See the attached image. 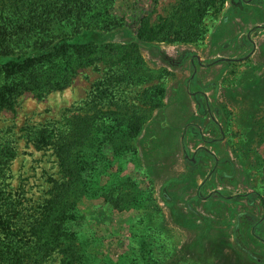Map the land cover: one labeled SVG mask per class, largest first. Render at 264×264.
Here are the masks:
<instances>
[{
    "label": "rangeland",
    "instance_id": "rangeland-1",
    "mask_svg": "<svg viewBox=\"0 0 264 264\" xmlns=\"http://www.w3.org/2000/svg\"><path fill=\"white\" fill-rule=\"evenodd\" d=\"M96 2L94 35L83 39L115 44L135 39L142 17L159 23L180 17L185 6ZM203 27L197 42L142 46L140 82L118 92L124 105L141 107L145 89H164L162 107L130 138L137 152L113 157L92 187L96 198L78 204L84 221L73 232L101 264H264V0H228L219 13L206 14ZM105 72L99 63L67 90L44 100L27 93L15 112H3L0 142L16 148L5 183L16 197L42 202L62 177L53 152L36 149L26 129L72 117ZM97 108L100 123L115 119L103 114L115 107Z\"/></svg>",
    "mask_w": 264,
    "mask_h": 264
},
{
    "label": "trees",
    "instance_id": "trees-1",
    "mask_svg": "<svg viewBox=\"0 0 264 264\" xmlns=\"http://www.w3.org/2000/svg\"><path fill=\"white\" fill-rule=\"evenodd\" d=\"M96 1L0 0V118L6 110L15 112L27 93L44 100L70 88L82 70L99 63L106 67L103 79L92 86L72 117L26 129L27 140L40 151H52L59 164L62 177L53 181L48 198L28 204L9 190L5 178L16 148L12 142H0V264L102 263L81 250L73 232L72 225L84 221L78 204L96 198L98 191L92 187L113 157L137 152L130 138L137 139L162 107L159 92L164 89L159 85L145 89L139 97L141 107L124 105L118 92L121 86L140 82L136 77L141 79L145 65L142 46L197 42L205 32L206 14L212 9L219 13L228 0H184V8L177 12L180 17L159 23L142 17L135 39L126 44L83 39L94 35L96 15L90 6ZM103 11L108 16L107 6ZM100 106L115 107L103 113L115 119L100 123L98 114L103 111L96 110ZM147 199L151 201V193ZM110 202L116 209L126 208ZM139 257L145 258L141 253Z\"/></svg>",
    "mask_w": 264,
    "mask_h": 264
}]
</instances>
